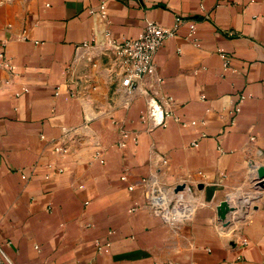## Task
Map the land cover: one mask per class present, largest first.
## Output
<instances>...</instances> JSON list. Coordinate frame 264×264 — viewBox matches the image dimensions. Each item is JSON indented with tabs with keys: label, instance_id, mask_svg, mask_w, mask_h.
Masks as SVG:
<instances>
[{
	"label": "crops",
	"instance_id": "crops-1",
	"mask_svg": "<svg viewBox=\"0 0 264 264\" xmlns=\"http://www.w3.org/2000/svg\"><path fill=\"white\" fill-rule=\"evenodd\" d=\"M148 22L174 31L151 132L154 78L115 95L98 56ZM261 168L264 0H0V264H264ZM176 190L193 210L172 224L149 198L168 214Z\"/></svg>",
	"mask_w": 264,
	"mask_h": 264
},
{
	"label": "built area",
	"instance_id": "built-area-1",
	"mask_svg": "<svg viewBox=\"0 0 264 264\" xmlns=\"http://www.w3.org/2000/svg\"><path fill=\"white\" fill-rule=\"evenodd\" d=\"M102 16L105 17V7H101ZM194 30V26H192V31ZM174 34L173 30H169L165 27H162L154 22H148L144 28L143 33L135 38H128L121 42H114L112 40H108L107 45L102 46L98 51V56L105 60V65L108 67L110 72V81L116 85L117 89L115 90V95L118 93H122L127 97L132 96L139 85L147 78H154V86L147 93V97L150 102V109L145 114H142L139 118V122L141 124L149 125L147 128L149 132L153 131L158 127H165V118L171 117L170 111H162L161 119L159 117V107L158 105L162 104H170L172 102V98H166L159 93L157 90L158 84L161 83V78H158L157 75V66L155 63V56L158 50L165 44V42ZM90 43H83L79 47H77L78 55L77 59H81V52L87 49H92ZM221 57L224 60V66L226 69L230 68L231 61L230 57L225 53H221ZM77 60V61H78ZM72 67V68H71ZM74 65L68 68V72L73 70ZM81 81L76 72L70 74V78L67 80V89L72 97L79 95V92L76 88H72V86ZM245 97L242 96L241 99ZM157 105V107H156ZM163 106V105H162ZM240 109H236L233 113H239ZM193 124H195L193 122ZM119 135L118 145L123 148L127 145V140L129 137L135 136V132H131L124 127L121 128ZM136 141V140H135ZM194 146H197V143H193ZM25 178V177H23ZM123 180H126V176L122 177ZM163 192L154 191L150 195V202L156 208H154L156 214L160 216L162 219L175 224L177 222L183 221L187 219V211L182 217H178L176 213L179 208L176 207H184L183 203H176L173 208L172 200L169 202V213L163 214V208L157 205L155 202L160 199H164ZM172 210V211H171ZM166 212V211H165ZM173 215L169 217L168 215ZM182 218V219H181ZM0 257L2 259L7 260V257L4 253L2 245L0 243Z\"/></svg>",
	"mask_w": 264,
	"mask_h": 264
},
{
	"label": "rangeland",
	"instance_id": "rangeland-1",
	"mask_svg": "<svg viewBox=\"0 0 264 264\" xmlns=\"http://www.w3.org/2000/svg\"><path fill=\"white\" fill-rule=\"evenodd\" d=\"M96 59V58H95ZM166 194V192H163V195H165ZM173 194H175L174 193V191H173ZM178 195H181V191H178L177 192V190H176V194L174 195V197L172 198V207L171 208H173L174 206H175V204L176 203H178V202H180V203H183L184 204V200L180 197V196H178ZM192 198L191 197H189V200H187L188 202H191V201H193V200H191ZM224 202V204H227L226 203V201H223ZM192 204H194L193 202H192ZM195 205V204H194ZM190 206H192V205H190ZM181 207V206H180ZM176 208H179V207H176ZM193 208V206L192 207H186V209H187V213L188 214H190V212L193 210L192 209ZM195 208V207H194ZM155 210H156V208H155ZM195 210L196 209H194V211H193V214L195 213ZM228 210V209H227ZM229 212H232V216H237V215H239L240 213H239V211L238 210H233L232 208H230L229 209ZM181 212H177V214H178V216H180L181 214H180ZM164 214V213H163ZM234 214V215H233ZM174 215V214H173Z\"/></svg>",
	"mask_w": 264,
	"mask_h": 264
},
{
	"label": "water",
	"instance_id": "water-1",
	"mask_svg": "<svg viewBox=\"0 0 264 264\" xmlns=\"http://www.w3.org/2000/svg\"><path fill=\"white\" fill-rule=\"evenodd\" d=\"M258 178L261 181L264 180V169L263 168L259 169V171H258Z\"/></svg>",
	"mask_w": 264,
	"mask_h": 264
},
{
	"label": "bare ground",
	"instance_id": "bare-ground-1",
	"mask_svg": "<svg viewBox=\"0 0 264 264\" xmlns=\"http://www.w3.org/2000/svg\"><path fill=\"white\" fill-rule=\"evenodd\" d=\"M222 213H225V211H222Z\"/></svg>",
	"mask_w": 264,
	"mask_h": 264
}]
</instances>
